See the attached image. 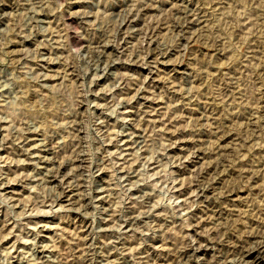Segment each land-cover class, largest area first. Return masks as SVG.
Instances as JSON below:
<instances>
[{"label": "rangeland", "instance_id": "374dc122", "mask_svg": "<svg viewBox=\"0 0 264 264\" xmlns=\"http://www.w3.org/2000/svg\"><path fill=\"white\" fill-rule=\"evenodd\" d=\"M58 3L0 4V264H264L260 0Z\"/></svg>", "mask_w": 264, "mask_h": 264}, {"label": "clouds", "instance_id": "9594fccd", "mask_svg": "<svg viewBox=\"0 0 264 264\" xmlns=\"http://www.w3.org/2000/svg\"><path fill=\"white\" fill-rule=\"evenodd\" d=\"M5 0H0V4L4 3ZM51 7L55 8V9H59V7H61V5L58 3V0H51ZM255 7H260V8H264V0H260L259 5H255ZM113 87H121V89L124 88L123 85H117L114 84ZM85 92L88 91L87 86H85L84 89ZM126 94V93H125ZM67 103V101H66ZM112 103H115V98H113ZM88 106L89 108L92 107V103L91 101H88ZM110 107V105L108 106ZM108 107H106L103 111H108ZM73 115H75V113H73ZM71 119V116L69 117ZM97 119H99V117H97ZM214 241H219L220 243H225L226 241L223 240L219 234H217L215 237L212 238ZM219 253V249L214 250L213 255L211 257V259H201L198 264H219V260L222 256V254H218Z\"/></svg>", "mask_w": 264, "mask_h": 264}, {"label": "bare ground", "instance_id": "6f19581e", "mask_svg": "<svg viewBox=\"0 0 264 264\" xmlns=\"http://www.w3.org/2000/svg\"><path fill=\"white\" fill-rule=\"evenodd\" d=\"M72 38V37H71ZM264 245V244H263ZM255 247V246H254ZM263 247V246H262ZM191 255V254H190ZM254 257H255V255H254ZM253 258V257H252ZM258 258H259V256H258ZM243 259V258H242ZM260 259H261V257H260ZM258 260V259H257ZM243 262V261H242Z\"/></svg>", "mask_w": 264, "mask_h": 264}]
</instances>
